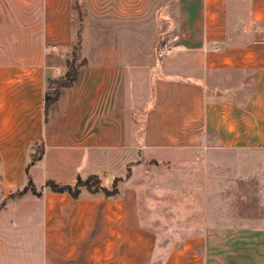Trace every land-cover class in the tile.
Segmentation results:
<instances>
[{
  "label": "crops",
  "instance_id": "obj_1",
  "mask_svg": "<svg viewBox=\"0 0 264 264\" xmlns=\"http://www.w3.org/2000/svg\"><path fill=\"white\" fill-rule=\"evenodd\" d=\"M81 4L87 65L46 116ZM224 152L264 153V0H0V264H155L138 175ZM92 176L118 193L46 187ZM30 181L41 196L9 198ZM254 199L246 215L225 214L222 195L212 214L186 210L189 237L159 264H264V193Z\"/></svg>",
  "mask_w": 264,
  "mask_h": 264
},
{
  "label": "rangeland",
  "instance_id": "obj_2",
  "mask_svg": "<svg viewBox=\"0 0 264 264\" xmlns=\"http://www.w3.org/2000/svg\"><path fill=\"white\" fill-rule=\"evenodd\" d=\"M75 55L78 66L86 55ZM40 151L38 146L36 155ZM263 163V152H224L219 155L207 153L197 160L181 153L173 160L147 165L146 170L138 175L141 182L140 210L143 224L158 231L155 264H159L170 249L180 247L183 240L189 237L185 233V226L189 224L184 223L186 210L198 214L207 210L212 214L220 207L216 201L219 195L224 198L223 210L229 217L232 212L246 215L255 209L258 205L254 202L255 196L264 193V187L258 186L264 180V170H251L248 166ZM234 165L236 168L240 165V169H234ZM92 186L97 188L99 185L93 180ZM190 197L198 203H190ZM4 198L5 195L0 196V204ZM236 198L237 202H233Z\"/></svg>",
  "mask_w": 264,
  "mask_h": 264
},
{
  "label": "trees",
  "instance_id": "obj_3",
  "mask_svg": "<svg viewBox=\"0 0 264 264\" xmlns=\"http://www.w3.org/2000/svg\"><path fill=\"white\" fill-rule=\"evenodd\" d=\"M77 7L79 8V14H80L79 42H78V45L75 46L74 48L72 57L68 56L66 58V65H67L66 75L55 81L50 80L48 82L49 93H47L45 96V115L46 116L48 115L51 105H53L55 102L58 101L60 94H61V90L64 88L73 86L79 78L80 69L87 65L86 59H84L78 66L76 65V62H75V59H76L75 54L76 53L79 54V48L82 42V30H83V21H84V11H83L82 4L80 6L78 5ZM162 45H163L162 43H159L157 47V57L159 61L162 60V57L159 56V52L161 50ZM43 153H44V148H41L39 155H36V153L33 154L32 161L34 162V161L39 160L42 157ZM128 176H130V171H129ZM93 180L96 181V184L99 185L97 188H94V186H92ZM46 187L49 188L50 191L54 193H67L75 199L79 197L81 187H87L92 193L103 191L107 196H115L118 193L116 184L114 186V190L109 191L101 187L100 180L95 176L90 177L86 181H82L81 179H79L75 186L60 185V184H57L56 182L49 181L47 182ZM27 192H32L36 196H41L43 194V190L38 191L33 185V183L30 181L27 187H25L22 191L17 192L16 194L10 195L9 198H15L17 196H22L26 194Z\"/></svg>",
  "mask_w": 264,
  "mask_h": 264
},
{
  "label": "built area",
  "instance_id": "obj_4",
  "mask_svg": "<svg viewBox=\"0 0 264 264\" xmlns=\"http://www.w3.org/2000/svg\"><path fill=\"white\" fill-rule=\"evenodd\" d=\"M169 50H170L169 45L167 43H164L159 52V56L160 57L166 56Z\"/></svg>",
  "mask_w": 264,
  "mask_h": 264
}]
</instances>
